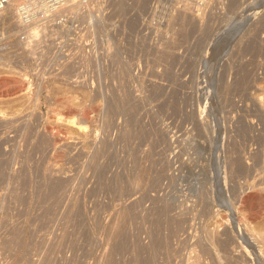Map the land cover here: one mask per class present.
Wrapping results in <instances>:
<instances>
[{
	"label": "rangeland",
	"instance_id": "obj_1",
	"mask_svg": "<svg viewBox=\"0 0 264 264\" xmlns=\"http://www.w3.org/2000/svg\"><path fill=\"white\" fill-rule=\"evenodd\" d=\"M71 6L0 69V264H264V0Z\"/></svg>",
	"mask_w": 264,
	"mask_h": 264
},
{
	"label": "built area",
	"instance_id": "obj_2",
	"mask_svg": "<svg viewBox=\"0 0 264 264\" xmlns=\"http://www.w3.org/2000/svg\"><path fill=\"white\" fill-rule=\"evenodd\" d=\"M64 2L65 0H0V52L7 57L5 68L9 72L17 71V67H27L24 66L26 61L31 68L39 66L37 61L42 56L43 42L46 39L54 41L53 34L66 12L63 10L58 18L57 8ZM34 22L42 28L38 35L31 36L30 30L24 26ZM27 38H33L30 45L23 43Z\"/></svg>",
	"mask_w": 264,
	"mask_h": 264
},
{
	"label": "bare ground",
	"instance_id": "obj_3",
	"mask_svg": "<svg viewBox=\"0 0 264 264\" xmlns=\"http://www.w3.org/2000/svg\"><path fill=\"white\" fill-rule=\"evenodd\" d=\"M76 1H84V0H65V2L62 4V3H60L59 4V8H57L58 9V18L61 16V14H62V12H63V10L64 11H67V10H71V8H72V6H70L71 5V3L72 2H76ZM256 3V2H255ZM67 4H68V6H67ZM14 14V13H13ZM91 19H92V17H91ZM24 24H25V20H24ZM25 28H27V29H29L30 30V32H29V34L32 36H36V35H38L39 34V31L41 30V28H42V26H39V24L38 23H36V22H34V23H29L28 25H27V27L26 26H24ZM27 29H25V30H27ZM33 38H27V39H25V40H23V43L24 44H26V45H30L31 43V41H33L32 40ZM21 41V40H20ZM6 60H7V57L5 56V54H2L1 52H0V69H2L3 68V71H8V69H6L5 67H6ZM6 69V70H5ZM2 82V81H1ZM0 82V83H1ZM7 95L8 94H6V93H0V100H6L8 97H7ZM14 97V96H13ZM3 103V102H2ZM3 106V105H2ZM1 107V106H0ZM6 107V106H5ZM3 108L4 107H2V109L0 108V112H2V115H3V113H4V111L5 110H3ZM74 110V109H73ZM1 114V113H0ZM5 115V114H4ZM58 118V117H57ZM68 119V118H67ZM58 121V120H57ZM72 122V123H77L81 128H86L88 125H87V123H86V116H84L83 118H81V119H75L74 117H70L69 118V122ZM5 128V127H4ZM80 129V128H79ZM72 131V130H71ZM53 134V133H52ZM49 135V134H48ZM1 138V137H0ZM46 154V153H45ZM240 163V162H239ZM236 181V180H235ZM251 198V195H249V193L248 194H246V196H244L243 197V200H244V202H247L249 199ZM259 198V197H258ZM234 220H236V219H234ZM243 230V229H242ZM240 232V231H239ZM245 232V231H244ZM251 241H253V242H251L252 243V245L255 243L256 245H257V249H258V253L257 252H255L257 255H259L260 254V251H261V249H260V245H259V243H257V242H259L258 240H257V238H255L254 236H252L251 237ZM250 241V240H249ZM230 248V247H229ZM254 250H256V248L254 249ZM254 253V254H255ZM262 256V255H261ZM230 257V256H229ZM262 264V263H261Z\"/></svg>",
	"mask_w": 264,
	"mask_h": 264
}]
</instances>
